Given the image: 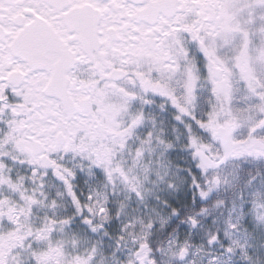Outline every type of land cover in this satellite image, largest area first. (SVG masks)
I'll return each mask as SVG.
<instances>
[{"label":"snow or ice","instance_id":"snow-or-ice-1","mask_svg":"<svg viewBox=\"0 0 264 264\" xmlns=\"http://www.w3.org/2000/svg\"><path fill=\"white\" fill-rule=\"evenodd\" d=\"M0 264H264V0H0Z\"/></svg>","mask_w":264,"mask_h":264}]
</instances>
